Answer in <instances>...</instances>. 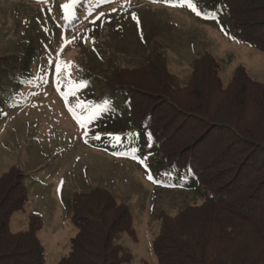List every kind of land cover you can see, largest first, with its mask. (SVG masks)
<instances>
[{
  "label": "trees",
  "instance_id": "16d2710c",
  "mask_svg": "<svg viewBox=\"0 0 264 264\" xmlns=\"http://www.w3.org/2000/svg\"><path fill=\"white\" fill-rule=\"evenodd\" d=\"M96 1L102 0H74L70 14L58 11L59 23L76 27ZM214 6L231 19L240 41L264 52V0H211L201 8L206 22L219 17ZM5 62L0 57V78ZM220 72V61L203 52L192 62L188 82L175 85L158 51L139 67L112 68L108 91L91 114L101 121L100 148L128 158L152 151L158 185L202 198L175 214L157 212L161 227L151 244L157 264H264V80L240 65L225 85ZM26 176L16 165L0 176V264H48L41 216L31 213L27 229L10 226L13 213L28 203ZM71 197L77 232L69 253L55 264L130 261V251L115 240L123 231L136 238L130 207L103 186Z\"/></svg>",
  "mask_w": 264,
  "mask_h": 264
},
{
  "label": "rangeland",
  "instance_id": "374dc122",
  "mask_svg": "<svg viewBox=\"0 0 264 264\" xmlns=\"http://www.w3.org/2000/svg\"><path fill=\"white\" fill-rule=\"evenodd\" d=\"M199 1L191 3L195 10L189 3L96 1L76 27L67 29L58 11L74 0H0V57L6 59L0 78V176L16 165L30 178L27 212L15 211L10 226L27 229L29 215H40L39 238L48 264L71 249L76 191L103 186L130 207L136 238L127 231L115 237L132 255L124 264H157L151 245L161 227L157 212L175 214L189 200L201 202L195 192L168 190L154 181V152L128 158L100 148L101 121L91 115L100 104L97 97L108 91L112 68L139 67L158 51L175 85L188 82L192 62L203 52L220 61L225 85L240 65L252 78L264 80V52L236 37L220 6H214L219 17L206 22L201 8L211 0ZM54 61L71 65L59 90Z\"/></svg>",
  "mask_w": 264,
  "mask_h": 264
},
{
  "label": "snow or ice",
  "instance_id": "6c2138e0",
  "mask_svg": "<svg viewBox=\"0 0 264 264\" xmlns=\"http://www.w3.org/2000/svg\"><path fill=\"white\" fill-rule=\"evenodd\" d=\"M102 2H103V0H102ZM189 6L193 7V5L191 4V0H189ZM62 7L68 14H70V10L72 8V5L64 4V5H62ZM113 10L115 11V9H113ZM193 10H195L194 7H193ZM199 14L200 13L197 12V15H199ZM100 15H103V13H101ZM132 16H133V19H136L135 13H133ZM97 19H99V17H97ZM84 39H85V41H87L86 37ZM66 43H67V41H66ZM61 51H63V49H61ZM53 65H54V72H55L56 77H57V90H59V87H60V84L64 78V75L67 74L70 77L69 69H70L71 65L66 63V62H55V61L53 62ZM80 106H82V102H78L77 107H80ZM70 111L75 112V109H70ZM86 134L87 133H85V135ZM109 135H112V134H109ZM95 138L99 139L100 137L96 136ZM113 139L119 141L120 137L119 136H113ZM148 179L152 180L153 178L151 175H149Z\"/></svg>",
  "mask_w": 264,
  "mask_h": 264
},
{
  "label": "crops",
  "instance_id": "0c3cea01",
  "mask_svg": "<svg viewBox=\"0 0 264 264\" xmlns=\"http://www.w3.org/2000/svg\"><path fill=\"white\" fill-rule=\"evenodd\" d=\"M28 179H30V178H27L26 179V184H27V182H28ZM28 204H29V200H28V203H27V205H26V207H25V209H21V210H24V211H26L27 212V206H28ZM10 224H11V222H10ZM42 229V228H41ZM40 229V230H41ZM13 231H18L17 229H15V228H13Z\"/></svg>",
  "mask_w": 264,
  "mask_h": 264
}]
</instances>
